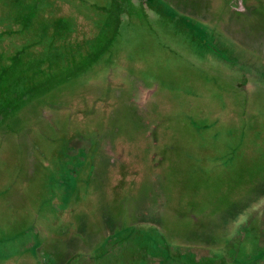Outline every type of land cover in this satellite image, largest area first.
<instances>
[{
  "label": "rangeland",
  "instance_id": "obj_1",
  "mask_svg": "<svg viewBox=\"0 0 264 264\" xmlns=\"http://www.w3.org/2000/svg\"><path fill=\"white\" fill-rule=\"evenodd\" d=\"M199 1L210 3V0ZM227 1L220 4H227ZM234 5L240 8V0L234 1ZM158 26L162 27L163 24L159 21ZM131 31L133 33L131 36L128 34L126 39L128 42L131 40L129 42L131 48H127L128 43L120 44L127 50V53H121V56L125 54L129 60L121 62V65L126 66L128 63L130 69L128 72L151 79L153 85L154 83H157L156 86L161 85V89L156 90V95L160 99L169 100L168 104L164 102L166 111L163 110L162 114L169 113V116L166 118V124L162 125V130L157 131L159 136L156 137L154 133L151 134L147 122L148 113L137 109L135 103L127 102L126 97L114 105L112 112L108 111L110 107L105 108L93 103L96 99L95 94L87 98L89 105L86 107H93L91 116L95 117L99 112L101 120L99 129L105 128L111 141L117 143L111 156L100 158L95 168L92 186L93 189H99L101 194L96 202L102 208L106 204L110 214L118 222L122 220L126 211L129 212V216H137V213H141L147 206L159 203L161 206L158 213L165 228L174 225L182 234L191 233L194 228L199 227V222L193 216L195 214L203 219V227L219 224L221 229H227L228 218L231 216L229 213L238 207L234 205L240 204L245 196H254L258 191L257 184L264 179V137H258L261 135L260 132V135L249 132L239 119L233 116L230 111L233 109L229 106L230 96L227 94L231 83L212 76L215 73L209 68L208 61L202 53L197 52L201 48H197L196 45L191 47L190 44L186 51V53L190 51L187 56L179 54L182 58L186 56L187 62L185 58V63H177L181 58L175 56L172 50L175 47L180 48L175 44H181L178 36H171L163 28L158 32L152 31L151 35L147 30ZM147 32L148 37L144 41ZM207 50L206 48V52ZM226 51L231 53L234 50L228 48ZM194 59L202 62L207 68L197 69V61H193ZM95 84L97 81L91 78L87 87ZM72 86L75 91H86L84 82ZM138 91L140 89L130 85L124 86L123 93L129 97H140V94L136 93ZM263 93L261 89L257 91V88H252L251 97L255 107L260 108L257 112L264 114ZM255 107L253 106L254 109ZM38 108L37 105L29 104L18 112L14 119L20 123L19 133L22 132L21 125L23 127L24 123H33L31 127L36 124L38 115H41ZM56 110H59V107ZM46 125L43 124L48 129L35 134V137L41 138L39 143L43 145V153H40L39 157L44 160L53 154L54 170L47 168V178L44 179V174H41L33 183H25L28 181L29 173L22 166L24 161H27L29 146L21 148L14 140L6 142L0 151V189L4 188L3 192L7 190V197L20 198L18 193L23 191V198L31 200L40 193L38 189L40 182L50 181L49 184L57 188L61 181H70L68 170L61 171L64 165L57 164V161L58 159L60 161L73 133L82 132L87 135L96 124L92 123V120L78 119L71 120L68 127L64 118L59 117L57 128L49 129V125ZM45 135L53 137L54 143L58 146L50 149L45 145L43 142ZM108 144L107 140L106 148ZM21 150L24 155L20 154ZM27 203L30 202L25 201L21 209L17 203L9 212L6 205L0 206L2 209L0 228L7 227V219L25 226L23 228L25 233L13 237L18 244H22L28 235L32 237L36 234L44 218L50 220L47 226L55 224L57 220V216L51 213L50 202L44 200L41 214L34 218L28 217L26 213V209L31 206L26 205ZM189 207L193 215L191 211L188 212ZM22 217L27 219L23 221ZM145 226V224L134 226L125 237L122 233L112 235L104 249L99 248L95 251L85 264H109L112 258L120 261V264H162V254L158 255L148 248V245L153 244V240H157L155 236L150 237L156 232L151 230L146 233ZM161 242L163 244V240ZM11 243L10 238L7 240L8 250ZM92 244L95 243L88 244L90 251L94 247ZM153 245L156 246V243ZM57 247L61 248V245ZM201 264L214 263L207 259Z\"/></svg>",
  "mask_w": 264,
  "mask_h": 264
},
{
  "label": "flooded vegetation",
  "instance_id": "obj_2",
  "mask_svg": "<svg viewBox=\"0 0 264 264\" xmlns=\"http://www.w3.org/2000/svg\"><path fill=\"white\" fill-rule=\"evenodd\" d=\"M152 1L156 6L160 2L161 6L159 5L158 8L161 9L163 6L162 10L166 11L169 16H174V19L171 21V19L168 20L163 17L164 20H161L159 17L162 15L153 13L149 17L150 22L138 21V26L144 24L143 26L145 27H152L153 30H149L150 35L152 31L158 32L160 28H163L171 36H178L182 45L175 43L180 48L175 47L172 50L175 52V56L181 58L177 63L187 62L186 56L190 51L187 53L186 51L189 44H191V47L196 45L197 48H201L197 52L202 53L203 57L208 61L209 68L215 73L212 76L225 79L231 83L227 89V94L230 96L231 101L228 103L233 109L230 110L233 116H236L242 126L248 129L249 132L257 133V135L260 132L261 135L259 134L260 136L258 137L263 138L264 114L257 112L260 108L255 107L251 92L252 88H257V91L261 89L264 92V0H240V8L234 5L236 0H228L227 4L224 5L220 3L225 0H210V3H203L199 0ZM159 21L163 24L162 27L158 26ZM147 37L148 35L143 40L145 41ZM171 44L175 46L174 43ZM206 48L208 52H206ZM228 48L234 51H231V53L227 52ZM121 53H127V50L123 45L120 46L119 43V45L117 44V49L113 52L112 64L108 66V62L103 61V65L97 75H90V77L83 79L86 86L85 92H82V90L75 91L74 86L70 85L64 90L59 89L51 93L45 99H39L31 103L39 106L38 109H40L41 114L38 115L36 124L33 127H31L33 125L31 122L29 124L24 123L23 127L21 125L22 132L19 133L20 123L15 122V119L9 122L7 119L5 121L2 120L3 123H1L2 121L0 122V151H2L3 145L11 140H14L21 148H25L26 145L29 146L27 161L25 160L22 166L29 173L28 181L25 183H33L41 174H44V179L47 178V168L54 170L53 154L48 157L44 153L45 158L48 157L44 160L39 157V154L43 153V145L41 142L39 143L41 138H36L35 134L43 133L45 129H48L43 124H48L49 129L57 128L59 126V117L64 118L68 127L71 120H83V116L73 119L72 114L74 113L75 105L85 106L89 101L87 98H91L93 94L96 97L93 103L105 108L110 107L108 109L110 112L113 111V107L117 105L118 101L121 102L122 98L126 97L127 102L129 101L130 104L135 103L137 109L139 108L141 111L148 113L146 116L151 128V134L154 133L156 137L159 136L157 131L159 129L162 130V125L166 124V118L169 116V113L162 115L165 103L168 104L169 100L160 99L156 95V90L158 88L161 89L160 84L157 87V83L153 85L151 79L135 76L128 72L130 70L127 66L128 63L124 66L121 65V62L125 63L129 60H127L125 54L121 56ZM179 54L183 56L186 54V56L182 58ZM227 55L230 56L227 57ZM206 56H210V58H206ZM193 61H197V69L207 68L202 62H198L197 59ZM91 78L95 79L97 84L87 87V83ZM78 82L77 85L83 83L81 80ZM130 85L135 89H140V91L136 92L140 94V97L125 96L126 93L124 95V86ZM57 107H59V110H56ZM60 108H67V110H61ZM38 109L36 113H38ZM45 112L46 115H44ZM53 115H55L54 118L52 117ZM96 115V118L90 116L86 120H92V123L96 124L92 128L99 131V134L90 136L82 132L73 133L71 135L73 137L69 139L67 148L63 151L60 161L59 159L57 161V164L64 165L63 169L58 167L61 171L68 170V180L70 181H61L62 184L59 183L57 188L52 187L49 184L50 181L47 183L40 182L39 188L37 187L40 193L31 200L23 198V191L18 193L20 198L17 196L7 197V190L3 192L4 188L0 189V206L6 205L8 212L13 205L19 203V209H21V206L25 205V201H28L30 203L26 205L31 204V206L26 209V213L28 217L34 218L41 214L40 210L44 200H46L52 204L51 213L57 216L56 223L51 226H47L50 220L44 218L43 223L37 229V233L33 234L32 237L28 235V238L22 244L15 242L13 237H16L19 233H25V229H23L25 226H22V223L20 225L7 219V227L0 228V264H23L26 262H29V264H66L78 253L84 254L83 257H92L93 253L99 248L104 249L112 235L115 236L125 231V228L132 229L134 226L141 224L146 225V233L151 230L156 232V234L150 235V237H157L156 241H152L153 244L156 243V246L153 244L147 245L158 255L169 256L171 251L166 245L174 243L176 247V252H174L176 254L182 253L179 256L183 255L184 258L182 259L187 261L188 264H195L187 259L188 249L193 251L196 256L218 261L225 256L224 252H226L225 247L227 245L233 246L238 243L240 238L245 239L247 235L251 236V222L253 219L258 221V219L264 218V179H261L257 184L258 191L255 192L254 196H245L240 204L234 205L238 207L230 211L229 214L231 216L228 218L227 229H221L219 224L217 226L213 224L212 226L203 227V219L198 217L199 215H193L192 211L189 210L191 207L188 208V212L191 211L192 215L196 217L199 227L194 228L191 233L187 232L185 234H182L174 225L165 228L162 224L160 213H158L161 206L159 203L150 207L147 206L141 213H137V216H129V212L126 211L122 220H120L122 222H118L110 214L106 204L104 208L97 204L96 201L101 196L99 194L100 190L93 189L92 186L95 168L99 159L105 156L110 157L111 153H113V148L116 149L117 147V143L112 142L107 135L106 129L103 127L99 129L101 122L99 112ZM54 140L53 137L48 135L43 138V142L50 149L58 146L54 143ZM107 140L109 144L106 148ZM19 152L23 154L22 150ZM35 174L37 175L34 176ZM128 180L130 179H126V181ZM193 203L194 200H192ZM0 210L2 209L0 208ZM257 213H260L258 215L259 218L255 215ZM22 219L25 221L27 218L22 217ZM10 238L12 245H9L8 250L7 240ZM91 242L95 243L92 244L94 246L92 251H90L88 245ZM257 243V238L251 239L247 237L241 242L242 248L245 252L251 249L257 250V252L255 251L254 254L238 263L235 261L240 258L234 260L233 255L225 256L226 264H247L252 260L263 257L264 246L257 248L255 247ZM55 245L56 248H54ZM57 245H61V248L57 247ZM97 246L98 248H96ZM59 249L62 250L59 251ZM220 252L223 253L222 256ZM65 253L66 256L64 255ZM62 257L63 261H61ZM113 259L115 260L114 264H120V261Z\"/></svg>",
  "mask_w": 264,
  "mask_h": 264
},
{
  "label": "trees",
  "instance_id": "obj_3",
  "mask_svg": "<svg viewBox=\"0 0 264 264\" xmlns=\"http://www.w3.org/2000/svg\"><path fill=\"white\" fill-rule=\"evenodd\" d=\"M158 6L152 0H0V122L13 121L27 105L97 75L103 61L110 66L117 44L128 43L129 48L131 40L126 39L131 30H153L138 26V21L150 22L153 13L162 15L161 20L174 19ZM88 105H75L73 119L90 117L93 107ZM88 134L98 135L99 131L91 128ZM259 214L255 215L259 218ZM261 220L253 219L252 234L245 238H257V248L264 246V218ZM130 230L125 228L124 237ZM245 239L227 245L225 256L240 258L238 263L257 252L244 251L241 242ZM166 246L171 253L161 255L162 264H188L179 256L182 253H175L174 243ZM189 251V261L201 264L207 260ZM83 255L76 254L66 264H85L90 257ZM225 256L209 261L226 264ZM114 262L112 258L109 264ZM247 264H264V256Z\"/></svg>",
  "mask_w": 264,
  "mask_h": 264
}]
</instances>
